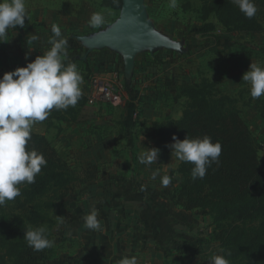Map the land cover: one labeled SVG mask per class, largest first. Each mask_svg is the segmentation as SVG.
Returning a JSON list of instances; mask_svg holds the SVG:
<instances>
[{"label":"crops","instance_id":"1","mask_svg":"<svg viewBox=\"0 0 264 264\" xmlns=\"http://www.w3.org/2000/svg\"><path fill=\"white\" fill-rule=\"evenodd\" d=\"M26 7L28 16L24 27L10 28L7 42L0 43V78L50 50L53 20H58L55 24L67 37L68 47L71 37L83 43L84 36L65 34L64 23L71 12L68 2L26 0ZM56 13L60 16L54 17ZM29 39H32L30 45ZM157 50L148 51L159 60L162 54L166 57L173 51L181 52L179 47ZM139 55L141 52L136 54L128 77L135 78V70L141 68L136 67ZM157 82L156 79L154 84ZM155 86L150 84L146 91L151 92ZM181 98L184 97L176 94L175 102ZM175 102L166 97L154 106L148 103L139 121L122 129L114 121L116 113L108 115L110 122L104 124L107 119L94 115L98 108L88 102L87 108L80 109L75 119L53 118L52 110L46 120L33 125L32 130L45 134L61 155L65 153L69 159L81 161V167L98 163L103 169L102 161L107 159L103 147L114 153L108 164L109 175L101 173L68 197L66 221L59 231L63 242L54 241L58 243L55 254L47 264H117L123 256H135L138 264H167L166 248L175 246L192 254L190 263L211 261L208 248L215 241L211 237L212 219L204 212L187 211L174 204L172 194L181 179L177 171L181 161L171 155V148L159 139L153 127L155 122L182 117L184 108L177 111ZM111 106L112 112L125 109V105L118 103ZM145 147L159 149L157 162L151 165L139 162L141 155L148 151ZM154 173H158L155 179ZM165 175L171 177L167 187L161 184ZM93 207L99 211L101 230H89L84 223L83 217Z\"/></svg>","mask_w":264,"mask_h":264},{"label":"trees","instance_id":"2","mask_svg":"<svg viewBox=\"0 0 264 264\" xmlns=\"http://www.w3.org/2000/svg\"><path fill=\"white\" fill-rule=\"evenodd\" d=\"M255 4L258 12L248 19L232 0H205L202 18L207 20L215 13L229 30L260 33L264 31V0H255ZM102 5L121 8L123 0L117 3L102 0ZM205 27L213 29L214 25L208 23ZM175 82L176 93L186 99L183 115L179 119L155 122L153 127L159 139L170 145L174 136L183 140L187 136L202 138L207 135L213 143H221L222 151L218 163H213L202 179L193 180V165L181 162L177 169L181 179L172 200L187 211L199 210L211 217L214 226L211 237L220 243L222 254L231 264H264V161L260 159L259 149L238 102L236 98L219 92L207 77L196 82L177 78ZM156 90L145 91L144 96L150 100L159 93ZM87 99L82 93L74 107L53 109L52 117L75 119ZM257 105L264 119V98L259 99ZM27 147L42 153L47 166L37 175L35 183L21 186L17 200L22 208L29 204L39 207L35 201L51 187L68 194L86 182L96 180L102 173L98 163L74 168L45 134L34 130ZM45 206H57V201L45 203ZM30 220L38 223L49 219L35 210ZM28 227L23 215L0 216V264H47L53 257L54 246L42 251L28 246L24 239ZM47 235L53 240L52 235L48 232Z\"/></svg>","mask_w":264,"mask_h":264},{"label":"rangeland","instance_id":"3","mask_svg":"<svg viewBox=\"0 0 264 264\" xmlns=\"http://www.w3.org/2000/svg\"><path fill=\"white\" fill-rule=\"evenodd\" d=\"M56 3L68 2L71 7L70 16L65 21V34L67 36H92L106 31L117 22L122 13L121 8L105 7L102 0H54ZM205 0H178L179 6L176 9L169 8V0H143L146 22L150 26V31L158 37L168 38L175 46L181 48V52H174L166 57L162 54L160 60L157 55L153 56L148 50L141 51L138 56V65L141 67L135 70V78L127 76V68L124 63L123 54L110 47H97L89 50L88 46L81 42L72 40L68 50L70 52L68 60L65 63H75L83 77L81 85L82 93L87 98L92 91L94 76L117 70L124 80L123 99H125V109H119L112 112L111 104L102 105L94 115L105 120L108 115L116 113L115 120L122 129L123 127L136 124L141 116L142 110L149 103L153 106L158 101L169 97V100L175 102L176 88L174 89V79L189 78L191 82H196L204 77L215 83L216 89L236 98L238 107L243 117L247 121L252 138L259 149L261 161H264V119L259 113L257 101L250 95V85L242 80L243 74L248 71L251 63H257L264 66V31L260 33H247L227 29L218 19L215 13H212L207 20L202 18V6ZM93 12H102L105 15V23L100 28H92L88 20ZM60 16L59 13L54 14ZM81 29L75 28L82 23ZM57 23L58 20H53ZM211 23L213 29L205 26ZM58 25V24H57ZM59 26V25H58ZM81 31V32H80ZM161 48V49H159ZM157 51L165 49L159 47ZM158 53V52H157ZM158 76V77H157ZM157 79V84H154ZM153 83L156 85L159 93L150 102L147 97L141 95L145 93L147 87ZM162 86H157V85ZM140 97V98H139ZM142 97H145L142 99ZM185 98L175 102L176 110L184 108ZM118 103V99H115ZM87 102L83 106L86 109ZM88 111V110H87ZM132 117V118H130ZM127 122V124H126ZM104 127V126H103ZM95 128H102L95 126ZM104 156L107 159L102 161V174H110L109 160L114 156L113 151L105 150ZM116 154V153H115ZM71 165L79 169L82 162L75 159H69L65 153L62 154ZM82 187L76 188L64 194L63 190L51 187L47 193L39 197L35 204L27 205L26 208L19 206V201L15 198L5 206L0 207V216L11 218L13 214H20L25 217L28 226H44L47 232L52 235L53 240L63 242L59 231L66 221V208L68 206V197L80 191ZM57 201V206L46 207L45 203ZM40 212L48 221L32 222L30 220L32 211ZM199 211V210H198ZM202 240H204L203 237ZM195 239H199L198 237ZM211 242V241H210ZM55 243L54 249L57 244ZM62 244V243H61ZM211 257L222 254L220 243L212 241L209 244ZM167 264H188L192 254L184 253L181 247H167Z\"/></svg>","mask_w":264,"mask_h":264},{"label":"clouds","instance_id":"4","mask_svg":"<svg viewBox=\"0 0 264 264\" xmlns=\"http://www.w3.org/2000/svg\"><path fill=\"white\" fill-rule=\"evenodd\" d=\"M118 0H114L117 3ZM246 18H253L258 12L255 0H232ZM169 8L176 9L178 0H169ZM28 9L26 0H0V43L7 42L10 28L24 27ZM105 23L102 12H93L88 20L92 28H100ZM50 50L37 56L25 67H17L5 72L0 78V207L21 195L22 185L35 183L37 175L47 160L42 153L29 149L31 132L36 122L46 120L53 109L66 110L74 107L82 96L83 77L75 63L68 60V39L62 34L61 27L53 24ZM32 39L27 41L31 44ZM242 80L250 85L253 99L264 96V66L251 63ZM169 145L171 155L184 163H191L193 180L205 177L208 168L218 163L222 151L219 141L213 143L211 137L180 140L173 137ZM139 162L151 165L160 156L159 149L147 148ZM158 173L153 174V179ZM171 177L165 175L161 184L167 187ZM99 211L93 207L83 217L89 230H101L98 220ZM24 239L35 251L51 248L54 240L48 238L44 226H29L24 231ZM230 255V254H229ZM117 264H138L135 256H123ZM210 264H231L223 254L212 257Z\"/></svg>","mask_w":264,"mask_h":264},{"label":"water","instance_id":"5","mask_svg":"<svg viewBox=\"0 0 264 264\" xmlns=\"http://www.w3.org/2000/svg\"><path fill=\"white\" fill-rule=\"evenodd\" d=\"M81 40L89 50L107 46L123 54L127 71L134 67L138 52L177 47L168 38L158 37L150 31L143 0H123L122 13L115 24L95 37L84 36Z\"/></svg>","mask_w":264,"mask_h":264},{"label":"built area","instance_id":"6","mask_svg":"<svg viewBox=\"0 0 264 264\" xmlns=\"http://www.w3.org/2000/svg\"><path fill=\"white\" fill-rule=\"evenodd\" d=\"M82 23L76 26L75 28L81 29L83 26V18ZM176 79H174V89L176 88ZM123 84L124 80L117 70L107 71L101 74L94 76L92 83V91L88 96L87 102L97 108H100L102 105L114 104L115 99H118V104L125 103V99H123ZM162 86V85H157ZM141 95H145V93H141ZM140 98V97H139ZM151 100H149L150 102ZM132 118V117H130ZM127 124V122H126Z\"/></svg>","mask_w":264,"mask_h":264}]
</instances>
